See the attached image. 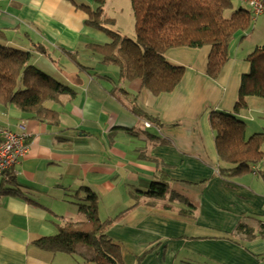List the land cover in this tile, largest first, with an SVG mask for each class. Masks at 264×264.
Instances as JSON below:
<instances>
[{"label":"crops","instance_id":"obj_1","mask_svg":"<svg viewBox=\"0 0 264 264\" xmlns=\"http://www.w3.org/2000/svg\"><path fill=\"white\" fill-rule=\"evenodd\" d=\"M83 4L94 0H0L5 44L31 51L38 67L75 91L46 102L58 112L52 121L0 104V128L30 133L12 181L0 175V185L19 191H0V264H96L37 243L84 217L78 201L88 190L102 219L117 216L108 234L124 264H264V179L220 176L210 118L234 111L257 44L244 41L264 36V22L237 39L216 78L207 74L210 46L170 48L169 61L185 72L172 91L155 94L87 49L111 40L86 23ZM248 104L240 116L248 132L261 131L264 99L250 96ZM162 173L171 178L166 198L142 194Z\"/></svg>","mask_w":264,"mask_h":264},{"label":"trees","instance_id":"obj_2","mask_svg":"<svg viewBox=\"0 0 264 264\" xmlns=\"http://www.w3.org/2000/svg\"><path fill=\"white\" fill-rule=\"evenodd\" d=\"M107 2L94 0V7L83 4L88 13L86 23L105 32L111 40L88 43L87 49L100 54L103 64L116 65L120 79H139L155 94L172 91L185 72L184 66L169 61L166 52L170 48L210 46L207 74L216 78L231 58L233 40L245 38L256 18L244 0H131L135 34L126 36L108 26L114 19L106 15ZM262 3L264 5V0ZM4 37L0 31V104L18 108L26 118L54 120L58 112L48 108L46 102L62 95L71 96L74 89L38 67L31 51L6 45ZM71 58L76 61L75 57ZM247 59L250 71L242 77L234 111H214L210 115L220 161L218 173L224 178L256 172L264 179V128L248 132L247 121L240 116L248 110L250 96L264 99V43ZM77 64L81 70L93 69ZM133 108L147 114L138 105ZM147 116L155 119L153 115ZM3 130L6 128H0ZM2 178L10 183L13 174L7 171ZM170 181L171 178L162 173L142 194L164 199L170 192ZM0 191L19 192L3 185ZM78 207L83 218L65 222L56 234L37 241L38 245L72 254L78 262L124 264L120 244L108 234L117 216L102 219L97 194L91 190L78 201ZM140 261L141 258L138 264Z\"/></svg>","mask_w":264,"mask_h":264},{"label":"rangeland","instance_id":"obj_3","mask_svg":"<svg viewBox=\"0 0 264 264\" xmlns=\"http://www.w3.org/2000/svg\"><path fill=\"white\" fill-rule=\"evenodd\" d=\"M108 1L109 2H107L106 6H105L106 15L110 19H112V18L115 19L117 22V23H115V21H112V22H114V24H109L108 26L110 28L114 29L115 31L120 32L122 35H126V36L134 35L135 34V16L133 13L131 0H108ZM237 4L238 3L236 2L235 5H237ZM263 22H264V12H263V14H261L259 16V18L257 17V20H255V22H254V26L262 29L261 24ZM257 30H259V29H257ZM263 38H264V36H262V33L260 36V31L258 33L256 32L252 36V38H250L249 41H244L245 47L250 46L251 39H253V42H255V44L257 43L256 44V47H257L258 45L264 43ZM237 42H238L237 39L235 41L233 40L232 45H231V50H233L236 47ZM239 48H240V51H242L241 50L242 47L240 46ZM95 54H97V53H95ZM98 57L101 58V55L98 54ZM83 60H85V59H83Z\"/></svg>","mask_w":264,"mask_h":264},{"label":"built area","instance_id":"obj_4","mask_svg":"<svg viewBox=\"0 0 264 264\" xmlns=\"http://www.w3.org/2000/svg\"><path fill=\"white\" fill-rule=\"evenodd\" d=\"M244 1L250 6L255 16L264 12L262 0ZM1 133L3 135V140L0 143V175H3L12 169L19 158L27 152L30 144V133L26 130L15 132L7 129L1 131Z\"/></svg>","mask_w":264,"mask_h":264}]
</instances>
